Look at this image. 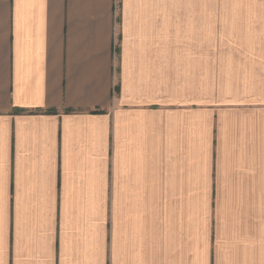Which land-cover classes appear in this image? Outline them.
I'll return each mask as SVG.
<instances>
[{
    "label": "crops",
    "instance_id": "1",
    "mask_svg": "<svg viewBox=\"0 0 264 264\" xmlns=\"http://www.w3.org/2000/svg\"><path fill=\"white\" fill-rule=\"evenodd\" d=\"M0 264H264V0H0Z\"/></svg>",
    "mask_w": 264,
    "mask_h": 264
}]
</instances>
